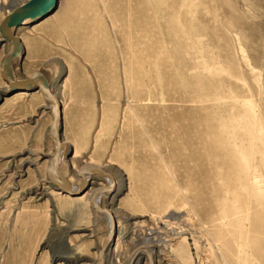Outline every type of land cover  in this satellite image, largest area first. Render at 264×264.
<instances>
[{
  "label": "rangeland",
  "instance_id": "obj_1",
  "mask_svg": "<svg viewBox=\"0 0 264 264\" xmlns=\"http://www.w3.org/2000/svg\"><path fill=\"white\" fill-rule=\"evenodd\" d=\"M56 12L17 30L15 74L55 73L62 139L77 168L105 166L120 184L121 228L161 229L170 249L157 264H264V0H86L66 21ZM5 86L0 76V264H93L107 223L52 191L53 145L45 133L36 150L30 133L37 96ZM134 247L121 246L122 263Z\"/></svg>",
  "mask_w": 264,
  "mask_h": 264
},
{
  "label": "bare ground",
  "instance_id": "obj_2",
  "mask_svg": "<svg viewBox=\"0 0 264 264\" xmlns=\"http://www.w3.org/2000/svg\"><path fill=\"white\" fill-rule=\"evenodd\" d=\"M29 1L30 0H26L23 4L20 5L18 3H14V2H16V0H12L13 3L11 2L12 3V5L10 7L11 10L8 12L7 16H9L13 12L14 9H16L17 7L25 5ZM78 1L79 2H85L86 0H59L58 8H56L55 10H52L48 16L34 22L31 25L21 26L19 28L14 29V34L16 36H18L17 35L18 29L29 28L30 26H33L37 23H40V21H42L48 17L51 18V16L56 11H57L56 14H57L58 18H60L62 21H66L69 18V16H71V14L75 11V9L78 5ZM7 2L8 1H6V0H0V10H4V9L8 8L9 4ZM3 20L0 21V25L3 22ZM0 36H1V34H0ZM0 42L2 43V46L4 47V51H5V54L1 58V61H2V59L8 53L9 46L6 43V41L2 38V36H1ZM22 47H23V43H22ZM23 57H24V51H22L21 55L18 58H16L14 63H13L14 75H15V78L18 80H25L28 77L27 76L25 79H20L15 74V69H16L19 61L23 60ZM1 61H0V76H1ZM37 72L42 73L46 77V79L48 80V82L50 84V88H51L52 93L55 95V97L60 102V106H61V131H60V135H62V116L64 113V107L65 106H64V104H62L58 95L53 91L54 87L52 88L53 77H54L55 73L52 72L51 70L48 72H43V71H37ZM1 79H2V77H1ZM4 83L6 84V86L3 90L8 91L9 87H8L6 82H4ZM11 94H13V97H15V98H22V99L27 98L29 96H33V97L37 96V99H38V97H41L44 101L43 104H40V101L36 99V100L32 101V103H31L32 104V107H31L32 113L34 114V116H37L38 119L33 120L34 127H32V129L30 130V133H31V137H32L33 147L36 148V150L39 151V150L44 149V146L42 143H40V141L44 137L45 133H46V135H48L49 140H50L51 144L53 145V147L51 148V151L49 152L50 157L46 161V167H45V174H46V170L50 164L51 157L53 156V153H54V143H53L52 139L50 138V127L52 126V123L54 120L53 112H52V106L47 100L44 99L42 93L38 89L32 90V91H28L26 89H21V90H18L16 92H12ZM46 110L48 112H46ZM61 139H62V136H61ZM62 142H63V144H65L66 148H65V151H64V153L61 156L60 161H59V170L62 173V171L60 169L62 164L68 163L71 165L72 176L76 177L77 183H74L66 175H64L63 173L62 174L67 178V180L70 183L73 191H75L80 186L81 178L78 176V173L81 170L98 169V170H102L105 172L108 171L105 166L95 165V164L91 163L90 161L83 162L77 168L76 165L78 164V161H79L78 158H79L80 154L77 153V150L71 149L70 144L68 141H66V139H62ZM96 179L104 182V184L101 183L100 186L92 187V185H95L94 182L96 181ZM112 179L114 181V185L109 190H107L105 193H100L95 199V204H93L92 198L94 197V195L101 192L102 190H105L107 187H109V185L112 184ZM112 179H110L108 177H99L97 175L91 176L88 179V185L89 186L82 194L71 195V194H68L66 192H63L60 189H56L54 187V185L47 178L48 184L51 186L52 191L56 194V196L67 197L70 199L72 198V200L76 204L88 203L89 208L92 211H94L96 214L101 216V218L105 219V221L107 223V234H106V238H105L106 240H104V244L102 245V247L96 251V259L94 260L93 264H98L100 256H102L103 264H132V263L140 264L142 262V260H143L144 264H157V258L162 255V249H170V244L168 243V241H165L164 238L162 237V235H161L162 233L160 231L161 229H155V228H152L150 226H148L147 229H145L144 228V226L146 227L145 221H139V222L132 223L131 229L128 232L124 231L123 228H121V225H120L118 218H117V215H116L115 205L113 203L114 197L118 193L119 188L121 186H119L120 184L118 183V181L113 176H112ZM105 203L108 204L107 207H104L103 204H105ZM95 205L97 207L101 208L102 210L106 211L107 214H105L104 212H98ZM179 214H180V212H173L166 219H170L172 221H179V219L183 217V215L179 216ZM129 236H131V238L128 241L127 238H129ZM130 242L135 244L134 250L130 254V256L128 257L127 261L122 263L121 260L123 258L121 257L122 255L120 253L121 246L123 244L126 245L127 243H130ZM104 247H105V249H104ZM158 248L160 250H158Z\"/></svg>",
  "mask_w": 264,
  "mask_h": 264
},
{
  "label": "water",
  "instance_id": "obj_3",
  "mask_svg": "<svg viewBox=\"0 0 264 264\" xmlns=\"http://www.w3.org/2000/svg\"><path fill=\"white\" fill-rule=\"evenodd\" d=\"M31 2L32 0L27 2L25 5L14 9L13 12L9 16H7L0 25V34L9 46L7 55L1 61V77L3 81L7 83L9 87V93L16 92L21 89H26L28 91L38 89L42 93L44 99L51 104L54 120L52 126L50 127V138L54 143V153L46 170L47 178L56 189H60L63 192L71 195L82 194L88 188V179L91 176L97 175L99 177H108L110 179H112V176L109 173L98 169L81 170L78 173V176L81 178L80 186L75 191L72 190V187L67 178L59 170V161L66 148L65 144H63L62 142L60 135L61 106L59 100L52 93L50 84L42 73L36 72L28 76L25 80H18L14 75L13 63L23 51L22 41L18 36L14 34V29L21 26L31 25L34 22L40 20L39 17H34L32 15L35 9L34 7H29ZM113 185L114 181L112 179V184H110L109 187L94 195V197L92 198V203L95 204L96 197L100 193H105ZM95 207L98 212H104L105 214H107L106 211L102 210L96 205ZM98 264H103L102 256H100Z\"/></svg>",
  "mask_w": 264,
  "mask_h": 264
},
{
  "label": "snow or ice",
  "instance_id": "obj_4",
  "mask_svg": "<svg viewBox=\"0 0 264 264\" xmlns=\"http://www.w3.org/2000/svg\"><path fill=\"white\" fill-rule=\"evenodd\" d=\"M50 5V7H49ZM59 6V0H32L29 7H34L32 15L43 19L48 16L50 11L55 10Z\"/></svg>",
  "mask_w": 264,
  "mask_h": 264
}]
</instances>
